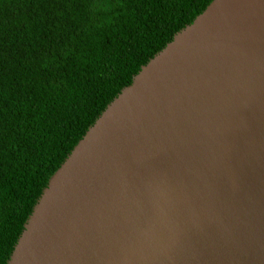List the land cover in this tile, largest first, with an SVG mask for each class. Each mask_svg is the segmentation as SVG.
<instances>
[{"label": "water", "instance_id": "water-1", "mask_svg": "<svg viewBox=\"0 0 264 264\" xmlns=\"http://www.w3.org/2000/svg\"><path fill=\"white\" fill-rule=\"evenodd\" d=\"M6 264H264V0H210L140 66Z\"/></svg>", "mask_w": 264, "mask_h": 264}, {"label": "trees", "instance_id": "trees-1", "mask_svg": "<svg viewBox=\"0 0 264 264\" xmlns=\"http://www.w3.org/2000/svg\"><path fill=\"white\" fill-rule=\"evenodd\" d=\"M210 0H0V264L48 178Z\"/></svg>", "mask_w": 264, "mask_h": 264}]
</instances>
